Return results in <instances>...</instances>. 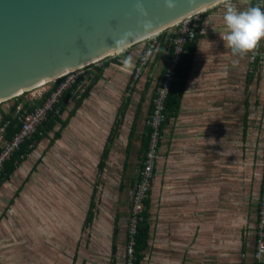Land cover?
Wrapping results in <instances>:
<instances>
[{
	"label": "rangeland",
	"instance_id": "rangeland-1",
	"mask_svg": "<svg viewBox=\"0 0 264 264\" xmlns=\"http://www.w3.org/2000/svg\"><path fill=\"white\" fill-rule=\"evenodd\" d=\"M235 1L234 6L239 4V9L243 10V4L238 0H232V2ZM217 7L219 8L218 12L222 11L223 2L215 6V8ZM217 16L221 18V15ZM176 30L175 27H172L164 32L169 34ZM147 42L146 40L131 46L126 49L128 51L125 55L122 53L110 56V58L119 59V62L111 67V72L107 73L106 77H103L104 90L93 89L92 92L90 91L96 101L94 106L97 109L93 112L88 111V117L77 119L76 124L72 127V133L65 129L61 134L64 136L62 140L56 141L53 146L48 147V139L41 141L27 157V160L18 167L11 179L0 187V244H3L0 246V256L15 254L21 258H29V248L37 245L39 264H114L112 258L116 260L115 264H126L124 258L126 238L128 231L131 232L130 228L134 221L130 206L138 198L134 193L135 188L131 186V180L133 179L134 182L140 172L136 147L131 150L127 160L128 168L125 170L126 172L124 171V185L121 189L119 184L122 174H124L122 164L125 158L126 134L130 128L138 91L136 96L130 97V107L126 110L119 130V137L106 161V167L100 175H98L97 161L105 137L112 127L115 111L123 98L126 97V86L129 81L132 80L136 84L143 80L146 67H149L148 80L152 82V89L160 78L163 61H151L149 66L142 68L137 80H134L137 55L142 54ZM200 50L199 47L196 56L199 62L197 72L202 75L200 79L204 81L206 78L213 79L207 74L215 69L214 82L203 91L211 92L207 95H215V100L228 101L231 99V104L228 102L229 109L222 117L219 105H217L218 107L213 105L215 106L213 109H205V111L221 117L218 120L228 124L230 134L228 142L230 150L224 151L223 155L220 153L219 156H214V159L219 161L216 166H213L214 183L215 185L230 183L227 187L234 188L239 197L242 195L245 197L246 189L250 188V196H253L254 190L258 192L262 190L261 178L264 174V50L261 52L259 68L256 67L259 71L260 82L255 84L254 79L246 89V74L248 70H252L251 55H246L245 58L240 57L239 71L235 74L231 72L226 77L224 74L226 68L222 67L225 66L226 58V65H230L234 61L233 55L223 54L219 60L216 59L213 63H208L207 55ZM131 51L138 52L134 54L137 59L130 58ZM128 58L131 59V68L124 64ZM213 65L214 67H212ZM242 65L245 72H242ZM82 69L66 76L72 78L85 73ZM200 71H204L206 74H200ZM227 79L229 80L227 81ZM243 81V92L249 98L250 113L249 132L245 143L241 141L240 132L244 110L243 99L230 98V95H226L227 93L222 94L225 90H228L230 94L233 91V86L241 90ZM53 82L45 83V85L25 92V102L30 105L35 103L43 93L51 88ZM155 91L154 89L153 95L151 90L148 91V100L151 103ZM97 98H103V101L100 102ZM12 105L13 100L2 103L0 112H8ZM70 108L71 105L67 107V110ZM66 115L67 113H64L62 118H65ZM146 120L147 117L144 123ZM219 123L217 122L216 125ZM139 125L138 135H135L136 141L139 140L138 136L142 129V124ZM191 127L193 124L190 122L189 113L183 111L178 120L161 138L162 146L156 157V173L150 186L153 202L151 213L156 216V219L159 212L172 209L173 187L175 177L180 173V164L185 165L184 161L197 159V155L193 154L196 143H194L195 134ZM90 133H93L94 136L93 143L92 139L88 137ZM222 160L226 163L229 162L231 166L228 179L225 178V173L224 178L219 175L218 166ZM94 183L97 191L94 219L89 228L82 230ZM21 185V190L14 196ZM232 193L230 190L229 194ZM10 200L13 202L10 203ZM115 215L118 216L119 234L117 252L112 256L111 237ZM170 230L173 232L174 229ZM9 241L13 243L11 248L5 244ZM14 244H16L15 248H13ZM164 248L166 251L155 243L140 264H174L173 260L178 262L181 259V253L173 244L167 243ZM42 258L46 259L42 260Z\"/></svg>",
	"mask_w": 264,
	"mask_h": 264
},
{
	"label": "crops",
	"instance_id": "crops-1",
	"mask_svg": "<svg viewBox=\"0 0 264 264\" xmlns=\"http://www.w3.org/2000/svg\"><path fill=\"white\" fill-rule=\"evenodd\" d=\"M235 3L236 1L233 2L234 5ZM238 6L240 7L239 4ZM238 6L236 7L239 9ZM243 6L244 9L248 5H243ZM213 7L207 9L200 16L201 20L199 26L200 28L198 27L199 29L198 33L201 36L197 42V49L194 53L191 71L189 73V78L185 86V91L182 97L181 107L178 116L175 120H172L171 122L172 124H174V122L178 120V117L183 111H188L190 122L191 124H193V127L191 128L195 134L194 143H196V149L193 154L197 155V159L184 161L183 163H185V165H182V163L180 164V173L179 176L175 177V183L173 187V203L171 210L168 211L163 210L162 212H159L158 217L156 219V216L151 213L153 208L152 207L153 202L151 200L150 219H149L150 236L148 239V247L145 250V255L146 253L150 252V250L154 247L155 243H157L158 247L162 246L164 251H166L164 246H166L167 243H171L178 249V252L181 253V259L178 262L177 260H173L174 264L177 263L178 264H252L251 254L255 240V226L257 222V210L259 203L258 198L260 196L261 190L260 192L254 190V195L250 196V188H248L246 189L245 197L243 195L239 197L234 188L227 187L228 185H230V183H219L215 185L213 166H216L217 162L219 161L215 160L214 156H219L220 153L223 155L224 151L230 150L228 146V142L230 141L228 124H225L224 122L219 121L218 119L221 118L224 114H226V111L229 109L228 102L231 104V99H229L228 101L215 100L216 97L215 95L209 96L207 94L211 92L203 91L204 89H207V87H209L211 83L214 82L215 69H212L211 72L207 74L208 77L211 76L213 77V79L206 78L205 81L200 79L202 75H199L197 72V66H199V62L197 61L196 56L198 54L199 47L202 50L200 51L202 53L204 52L207 55L208 63L209 62L213 63L214 61H216V59L219 60L221 57H223V54L233 55L231 50L225 47L224 41L221 39V37L226 34L224 29V21H223V14L225 12V8L223 7V10L218 12L219 8L218 7L215 8V6ZM217 15H221V18H219V16ZM263 40L264 39L260 41L258 45V50L255 52L257 54L256 58L258 59V65H257L258 68L261 60V52H263L264 50ZM127 51L128 50H123L118 55H121L122 53L123 55H125L127 54ZM137 53L138 52L131 51L129 53L130 58L137 59L138 56L140 55L138 54L137 58H135L134 54ZM233 57L234 60H239V63L234 65L233 62H231L230 65H226L227 58L225 59V63H224L225 66H223L222 68L223 69L226 68V72L224 73L226 77H228V75L231 72L235 74L236 72L239 71L240 57L234 55ZM108 58L110 60H115V61L110 63L109 66L104 70L103 77H106L107 73L111 72L110 71L111 67L117 64V62H119V59L117 58H110V57ZM242 58H245V56ZM163 59L164 57H162L161 59H156L155 56H153L151 61L160 62L163 61ZM150 63L148 64V66L150 65ZM162 65H164V61ZM243 65H242V70H243L242 72H245ZM212 67H214V65ZM148 69L149 67L145 68L144 79L140 80L134 85L133 92L130 96V97L136 96L138 91L136 104L133 108L134 113L131 120V124H132L133 118L136 113V108L138 104H140V112L138 116L139 118L137 119L136 122V130L133 138L134 140L132 141V149L136 147L137 151L139 150L140 147V139L142 136L143 128L145 126L144 122L147 117L148 107L150 105V102L148 100V91L151 90L152 91L151 94L152 95L154 94L153 93L154 87L153 89L151 87L152 82H149L148 80L149 79ZM250 70H248L247 73L250 72ZM255 71L256 73H254V79H255L254 83L258 84L260 82V76L258 75L259 71L257 69H255ZM200 74H206V72L200 71ZM102 79L91 89V92L93 89H100L101 91L104 90L103 89L104 81ZM246 79H247V74L245 78V83H246L245 89L246 87L248 88V86H250V84H252L254 81L253 79V81L247 83ZM228 80L229 79H227V81ZM216 82L219 83L218 80H216ZM147 83L149 84V86L146 88ZM243 86H244V81L241 86V90L240 88H236L233 86V91L230 94L228 90H225V92H222V94L227 93L226 95L227 96L230 95V98L237 97L243 99L244 110L242 115V124H241L242 127L240 132H241V141L245 143L249 132L248 124H249L250 113H249V98L244 95ZM202 87H206V88H202ZM92 99H93V95L90 93L89 97L84 100L82 106L78 109L75 116L70 119L67 127L65 128L67 129V131H70V133H72V127L73 125L76 124L77 119L80 118L83 119L85 117H88L87 116L88 111L93 112V110L97 109L94 106L96 101H94L93 99L94 101L93 102ZM97 100L102 102L103 98H97ZM246 102L248 103L247 109L245 108ZM70 105L72 106L71 103H68L67 107ZM213 105H215L216 107H218L217 105H219L222 111L221 117H217L215 116V114L209 111H205V109L215 108V106ZM220 108H216V109H220ZM116 111L112 119L113 121L115 119ZM246 111H247V123H246L247 129H246V137L243 140V136H242L243 127H244L243 119L245 117ZM217 122L220 123L216 125ZM139 124H142V129L138 136L139 140L136 141L135 135H138L139 126H140ZM172 124L167 126V128L164 130V135L166 131L170 129ZM128 133L129 130L126 134L127 136ZM127 136H126V142H127ZM63 137L64 136L61 135L60 139L62 140ZM88 137L92 139V143H93L94 142L93 133L88 134ZM115 143L116 141L112 145L111 151L112 148L115 146ZM103 145H102V149H103ZM161 146H162V142H161ZM230 167L231 166L229 162L226 163L223 160L220 161L218 170H219V175H221V178H224L223 176L224 173H225V178L226 179L229 178ZM125 172L123 171L124 174H122L119 187L120 185L122 186L124 185L123 175L125 176ZM155 173H156V166H155ZM132 184H133V179L131 180V186ZM230 190H232L233 192L232 194H229ZM171 228L174 229L173 232L170 230ZM112 232H113V226H112ZM111 241H112V237H111ZM117 241H116V248H117ZM5 244H8V248H11L12 247L11 245H13V243L10 241ZM2 245L3 244H0V246ZM15 247L16 244H14L13 248ZM29 254H30L29 258H21L15 254L0 256V264H39L37 257L38 254L37 245L29 248ZM175 256L177 257L176 254ZM45 259L46 258H42V260ZM165 260L168 259L165 258ZM115 262L116 260L114 261V264Z\"/></svg>",
	"mask_w": 264,
	"mask_h": 264
},
{
	"label": "water",
	"instance_id": "water-1",
	"mask_svg": "<svg viewBox=\"0 0 264 264\" xmlns=\"http://www.w3.org/2000/svg\"><path fill=\"white\" fill-rule=\"evenodd\" d=\"M222 2L176 0L169 10L164 0H0V103L117 55ZM145 21L151 29L142 27Z\"/></svg>",
	"mask_w": 264,
	"mask_h": 264
},
{
	"label": "trees",
	"instance_id": "trees-1",
	"mask_svg": "<svg viewBox=\"0 0 264 264\" xmlns=\"http://www.w3.org/2000/svg\"><path fill=\"white\" fill-rule=\"evenodd\" d=\"M259 4H260V0H251V5L255 6ZM263 8H264V1H263ZM199 26H200V22L192 26L194 34L191 37H187L185 43L182 45V50L179 59L177 61V64L175 66L174 80L170 83L167 95L164 100L165 119L158 128L157 140L154 148L155 157L158 155L159 148L161 146V138L164 135V130L167 128V126L171 124L172 120H175L178 116L181 107L182 97L185 91V86L189 78V73L191 71L194 53L197 49V42L201 36L198 33ZM174 38H175L174 32H171L169 34H166V32H162L155 38L156 46H155L154 56L156 59H161L162 57H164L163 59L164 65L162 66L163 68L159 76L160 78L156 82V84H154L155 90L158 87L159 82L162 79L164 73L166 72L167 66L170 62V58L173 55L172 41ZM249 55H253V54L249 53ZM256 56L257 54L254 55V61L251 66L253 71L250 70V72L247 73V79H246L247 83H250L254 79V73H256L255 69H257L256 67L258 65V59L256 58ZM113 61L115 60H110L109 58H105L100 60L96 64H91L86 66L85 68L82 69L85 73L78 75L74 80V82L60 93V96L57 102L55 103L53 109L47 114L46 119L37 127L34 134H32V136H30L29 139L25 140L19 146L18 150L13 152L12 155L9 157V159L4 162L3 171L0 175V187H2V185L5 182L11 179L12 175L15 173L18 167L27 160V157L37 148V145L40 144L41 141H43L44 139H48V147H51L57 140L61 138V133L67 127L70 119L75 116L78 109L82 106L84 100L89 97V93L91 89L102 79L104 70ZM64 79L65 77H60L56 79L53 82L51 88L47 92L43 93L42 96L39 98V100H37L35 103L31 105L25 102L24 100L25 93L11 99L13 100V105L10 107L9 111L0 112L1 114L0 128H4L5 130L4 138L10 139L14 135V133L18 131V127H19L18 118L20 115L29 112L38 105H40L52 92H54L57 89L59 84L63 82ZM134 85H135L134 81L130 80L129 84L126 86V97L123 98L121 104L119 105L116 111L115 119L106 137L102 152L100 154L97 163L98 175H100V173H102V171L104 170L106 161L109 158L111 147L119 137V130L122 126V122L125 117L126 110L129 107L131 100L130 96L133 92ZM148 86L149 84L147 83L146 88ZM68 103L72 104L69 110H67ZM1 104L2 103H0V105ZM245 108L246 109L248 108L247 102L245 103ZM65 112L67 113V115L65 118H62ZM139 112H140V104H138L136 108V113L133 118V122L129 128V133L127 136V142L125 147V158L122 166L123 171L127 170L128 168L127 160L132 150V141L134 140L133 138L136 130V122L139 116ZM152 113H153V105L150 102L147 111V119L152 115ZM246 123H247V111L243 119V126H244L242 133L243 140L246 137V129H247ZM50 134L51 137H49ZM152 134H153V129L145 123L142 136L140 139V147L138 150L140 172H142L144 167V162L147 159L146 155L150 149ZM155 166H156V159H154V166L150 178V186L154 179ZM140 172L137 175L136 180L132 184V187L135 188L134 193H136V188L142 181V175ZM263 180H264V174L262 176V183ZM95 187L96 184L94 185L92 192L90 194V199L85 214V218L83 221L82 230L89 228L94 219V213L96 211V205H97V201H96L97 191ZM21 188L22 185L19 186V188L16 190L14 196L18 194ZM121 188L122 185H120V189ZM151 194L152 192L150 187V189L145 192L144 196L140 201L141 210L138 211L136 214H131L135 219L134 233L131 236L133 242V247H132L133 259L131 260L132 264H140L143 261L145 256V250L148 247V239L150 236L149 219H150V207H151ZM12 202L13 201L10 200V203ZM130 210L131 213H133L132 204L130 206ZM118 232H119L118 216H115L113 221L112 244H111L112 256H114L117 251L116 238ZM126 240H127L126 243H128L130 240L129 234H127ZM112 261L113 262L115 261L114 258H112Z\"/></svg>",
	"mask_w": 264,
	"mask_h": 264
},
{
	"label": "built area",
	"instance_id": "built-area-1",
	"mask_svg": "<svg viewBox=\"0 0 264 264\" xmlns=\"http://www.w3.org/2000/svg\"><path fill=\"white\" fill-rule=\"evenodd\" d=\"M263 1L260 0V6L263 8ZM205 12V11H204ZM196 13L192 15L191 17H188L173 27H175L177 30L175 33V38L172 41L173 46V55L170 58V62L167 66L166 72L164 73L162 79L159 82L158 87L156 88L155 95L152 99V105H153V113L152 115L147 119V125H149L153 129L152 134V140L149 152L147 153V159L144 162V167L141 173L142 175V181L138 185L139 189L136 188V196L137 201L132 203L133 206V213L136 214L138 211L141 210V199L144 196L145 192L150 189V178L152 175V170L154 166V159L156 157L154 156V148L155 143L157 140V132L160 124L164 121V100L167 95L170 83L174 80L175 76V66L177 64V61L179 59L182 45L185 43L187 37H191L194 34V31L192 29V26L196 23H199L201 18V14ZM156 36L154 38L147 39V44L144 47L142 54L138 56L137 60V66L134 71V80H137L139 75L141 74V70L144 66H147L152 57L155 54V46H156ZM256 55V54H254ZM254 55H251V63L254 61ZM74 72V71H73ZM72 73V72H70ZM67 73V74H70ZM66 74V75H67ZM65 77L64 81L59 84L57 89L52 92L40 105L35 107L33 110L26 112L19 116L18 122L19 127L18 131L14 133V135L10 139H5L4 134L5 130L4 128H0V175L3 171V165L4 162L9 159V157L12 155L13 152L17 151L19 146L27 139L34 134L37 127L46 119L47 114L53 109L55 103L57 102L60 93L66 89L70 84L74 82L77 76H73L72 78ZM155 139V140H154ZM264 180L262 183V193L261 197L259 199L258 203V210H257V222L255 226V240H254V246L253 251L251 254L252 258V264H264ZM133 224L131 232L128 231V234L130 236V240L126 245L125 248V262L126 264H132L131 260L133 259L132 254V234L134 233V227H135V219L132 215ZM244 256V255H243Z\"/></svg>",
	"mask_w": 264,
	"mask_h": 264
},
{
	"label": "clouds",
	"instance_id": "clouds-1",
	"mask_svg": "<svg viewBox=\"0 0 264 264\" xmlns=\"http://www.w3.org/2000/svg\"><path fill=\"white\" fill-rule=\"evenodd\" d=\"M240 3L248 6L240 10L234 6L232 0H223L225 8L223 21L226 34L221 39L224 41L225 47L230 49L234 56L242 58L249 53L254 55L260 41L264 39V8L260 5H251V0H240ZM164 4L169 10H174L176 0H164ZM137 10L141 15L147 16L142 5L138 4ZM142 27L148 30L152 28V24L150 21H145ZM238 63L239 60L233 61L234 65ZM124 64L131 68V59H126Z\"/></svg>",
	"mask_w": 264,
	"mask_h": 264
},
{
	"label": "bare ground",
	"instance_id": "bare-ground-1",
	"mask_svg": "<svg viewBox=\"0 0 264 264\" xmlns=\"http://www.w3.org/2000/svg\"><path fill=\"white\" fill-rule=\"evenodd\" d=\"M152 38H154L155 36H151ZM151 37H149V38H151ZM149 38H147V39H149ZM147 39H145V40H143V41H146ZM45 85V84H44ZM40 86H42V85H40Z\"/></svg>",
	"mask_w": 264,
	"mask_h": 264
}]
</instances>
